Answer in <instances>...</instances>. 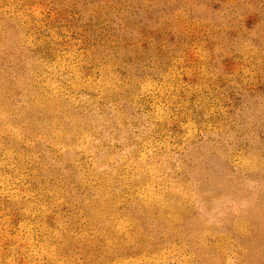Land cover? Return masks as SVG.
<instances>
[{"label":"rangeland","instance_id":"374dc122","mask_svg":"<svg viewBox=\"0 0 264 264\" xmlns=\"http://www.w3.org/2000/svg\"><path fill=\"white\" fill-rule=\"evenodd\" d=\"M0 264H264V0H0Z\"/></svg>","mask_w":264,"mask_h":264}]
</instances>
